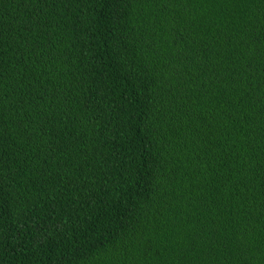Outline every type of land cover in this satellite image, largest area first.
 Segmentation results:
<instances>
[{
	"label": "trees",
	"instance_id": "1",
	"mask_svg": "<svg viewBox=\"0 0 264 264\" xmlns=\"http://www.w3.org/2000/svg\"><path fill=\"white\" fill-rule=\"evenodd\" d=\"M0 264H264V0H0Z\"/></svg>",
	"mask_w": 264,
	"mask_h": 264
}]
</instances>
